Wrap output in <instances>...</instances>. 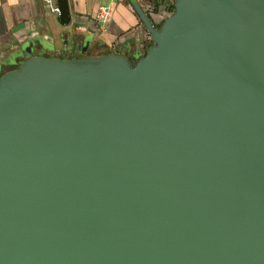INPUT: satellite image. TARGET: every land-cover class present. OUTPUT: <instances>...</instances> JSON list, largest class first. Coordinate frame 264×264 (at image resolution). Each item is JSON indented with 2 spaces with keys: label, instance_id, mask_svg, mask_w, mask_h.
I'll return each mask as SVG.
<instances>
[{
  "label": "water",
  "instance_id": "1",
  "mask_svg": "<svg viewBox=\"0 0 264 264\" xmlns=\"http://www.w3.org/2000/svg\"><path fill=\"white\" fill-rule=\"evenodd\" d=\"M133 6L135 66L0 77V264H264V0H177L160 29Z\"/></svg>",
  "mask_w": 264,
  "mask_h": 264
},
{
  "label": "crops",
  "instance_id": "2",
  "mask_svg": "<svg viewBox=\"0 0 264 264\" xmlns=\"http://www.w3.org/2000/svg\"><path fill=\"white\" fill-rule=\"evenodd\" d=\"M66 2L69 22L63 24L45 0H0V77L32 56L118 55L137 63L153 43L133 4H139L158 26L172 15L177 0ZM52 4L58 6L57 0ZM103 15H108L106 21Z\"/></svg>",
  "mask_w": 264,
  "mask_h": 264
},
{
  "label": "built area",
  "instance_id": "3",
  "mask_svg": "<svg viewBox=\"0 0 264 264\" xmlns=\"http://www.w3.org/2000/svg\"><path fill=\"white\" fill-rule=\"evenodd\" d=\"M45 1H46V3L50 6L51 11H52L53 13H56V14H59V13H60V11H59V7H58L56 4H52V0H45ZM101 19H102L103 21H106V20L108 19V15H103V16H101Z\"/></svg>",
  "mask_w": 264,
  "mask_h": 264
},
{
  "label": "trees",
  "instance_id": "4",
  "mask_svg": "<svg viewBox=\"0 0 264 264\" xmlns=\"http://www.w3.org/2000/svg\"><path fill=\"white\" fill-rule=\"evenodd\" d=\"M174 10H175V6L173 7V12H174ZM162 25H163V23H162V24H160V25H158V26H156V28H157V29H160V28L162 27ZM133 65L135 66V65H136V63H134Z\"/></svg>",
  "mask_w": 264,
  "mask_h": 264
}]
</instances>
